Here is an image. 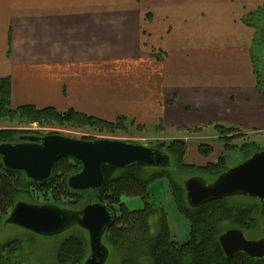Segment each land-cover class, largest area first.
Masks as SVG:
<instances>
[{"label": "crops", "instance_id": "crops-1", "mask_svg": "<svg viewBox=\"0 0 264 264\" xmlns=\"http://www.w3.org/2000/svg\"><path fill=\"white\" fill-rule=\"evenodd\" d=\"M237 1L244 2L216 3ZM147 2L0 0V78L12 80L13 106L75 109L107 121L124 116L135 129L161 137L212 123L264 133V94L243 58L251 56L255 27L242 21L230 28H189L175 32L179 47L174 40L162 47L144 28L141 9ZM197 2L207 15V3ZM224 30L225 39L214 38ZM237 30L250 37L244 34L241 41ZM159 51H165L162 62ZM232 54L242 58L239 65Z\"/></svg>", "mask_w": 264, "mask_h": 264}, {"label": "trees", "instance_id": "trees-1", "mask_svg": "<svg viewBox=\"0 0 264 264\" xmlns=\"http://www.w3.org/2000/svg\"><path fill=\"white\" fill-rule=\"evenodd\" d=\"M261 22L264 24L263 20ZM247 25L256 28L255 34L259 32L258 28L262 26L260 21ZM260 34L264 35V32L261 31ZM261 40L257 42L256 39L254 45L260 47L261 43L264 44V37H261ZM251 53V57L255 61L257 59L255 50ZM165 57V51L156 53V59L160 62ZM254 70L258 89L264 94V89L261 88L264 87V80L259 73V63L254 64ZM12 92V80L9 77L0 78V121H6L8 118H19L20 121L23 120L26 123L39 122L45 125H52L56 121L59 124L67 122L74 127L87 124L92 127H100V131H106V133L114 132L116 129H126L132 122L124 116H120L116 121H107L83 114L75 109L62 112L52 106L39 109L28 104L16 108L12 103ZM212 125L221 136L219 139L224 142H234L235 138H242L244 141L250 140L247 139L250 134H245L243 128L224 123L202 124L201 126L189 125L183 126L179 130L184 135L200 136L207 130L205 127ZM158 127H162V125ZM29 133L12 128L0 130V144L16 143L20 141V136ZM250 142L249 148L245 150L247 155L259 151L257 146H254L257 143ZM213 143L201 140L198 145ZM190 145H195V142L187 141L184 137L157 140L154 147L171 155L170 166L167 168L124 169L116 173L105 187L89 191H75L69 186L68 178L83 169L82 164L77 160L67 157L60 160L54 176L43 183L30 180L23 171L6 169L2 160L0 165V220L6 221L10 212L21 200L39 203L35 199L36 193L45 196L47 203L58 204L75 210L83 208L90 202H103L116 213L115 222L106 232L104 241L111 248L110 257L113 251L117 250L120 258V263L117 264H264V259L250 258L244 253L227 257L221 242H219V237L228 228H241L250 236L256 234L257 231H263L264 202L250 196H238L218 199L207 202L203 206L192 208L187 201L186 187H184L181 175L182 169L187 165L184 161L188 153L187 148ZM226 158V156L222 157L217 164L206 167L213 178L220 176L230 168V165L226 164ZM163 179L168 180L177 199L179 209L192 223L191 234L183 242L178 241L173 235L166 213H162L161 217L159 216L157 234H150L152 229L150 220L161 210L158 207L159 204L157 205L152 200L150 187ZM124 197H139L144 201L145 206L142 209L131 210L122 201ZM246 199L248 201H244ZM75 228L76 230L69 234L58 247L57 261L59 264H84L90 254L87 231L80 226ZM11 246H13L14 251L12 252L14 253L16 248L20 246V241L11 240L1 247V264H8L7 261H11L12 258L9 253H7L9 256L5 260L3 256L5 251L11 249ZM143 248L146 252L142 254ZM142 259H150V262L147 263V260L144 262Z\"/></svg>", "mask_w": 264, "mask_h": 264}, {"label": "water", "instance_id": "water-1", "mask_svg": "<svg viewBox=\"0 0 264 264\" xmlns=\"http://www.w3.org/2000/svg\"><path fill=\"white\" fill-rule=\"evenodd\" d=\"M18 142L0 144V156L6 169L23 171L35 182H47L65 157L77 160L82 170L71 175L69 186L89 191L105 187L118 172L171 164V155L160 148L124 140H85L59 133L42 136L24 135ZM186 198L193 207L227 197L247 196L264 202V150L232 167L208 183L204 177L191 176L185 181ZM116 213L103 202H90L78 210L51 203L18 202L6 222L41 236H57L75 227L88 233L90 254L84 264H107L111 248L105 234L113 226ZM227 257L244 253L264 259V236L250 238L241 228H228L219 237Z\"/></svg>", "mask_w": 264, "mask_h": 264}, {"label": "rangeland", "instance_id": "rangeland-1", "mask_svg": "<svg viewBox=\"0 0 264 264\" xmlns=\"http://www.w3.org/2000/svg\"><path fill=\"white\" fill-rule=\"evenodd\" d=\"M208 1L213 0H204L203 3H207ZM218 0L215 1V3H207L203 5L207 9V15H202L199 12L198 7L201 5L197 2V0H159L157 1L155 5H151V1L148 0L147 5L148 7H142V18H143V24L147 25L144 26L146 30V33L148 34L149 40L151 39L157 40L159 44L163 47H169L171 46L172 42L174 40V43L176 47H179L178 45H181L177 37L178 31H184L185 29L191 28H208V27H218L221 25L222 27H229L230 25H239L242 23V21L245 24H253L255 22L260 21V24L262 25L260 28H258L259 32L255 34L257 42L262 41L261 37H264V35L260 34L261 31L264 32V24L261 22L264 21V0H244V2H235L233 5L229 4H223L222 2L216 3ZM223 4L225 8H222L221 5ZM260 5V6H259ZM152 7V8H151ZM203 9V8H202ZM242 9H247L246 11H249L250 15L246 16L244 19L241 18L243 13L246 11ZM255 10L254 14L250 10ZM189 11V12H188ZM220 11H227L226 13H221ZM260 11V13H259ZM152 15V18H149L147 16ZM155 18V20H153ZM243 19V20H241ZM154 22L156 25H151V23ZM239 22V23H238ZM236 27V26H235ZM252 27V26H251ZM254 27V26H253ZM155 32H153V30ZM239 28V27H236ZM225 31V30H224ZM238 32L234 33L235 37H239L241 41L244 39V32L241 30H237ZM172 32V33H170ZM256 32V28H255ZM179 36H182L179 34ZM245 36L250 37L248 34ZM152 37V38H151ZM226 38V31L224 34H220V36H214V38ZM163 38H166L167 40H163ZM210 38V36L206 37V39ZM159 39V40H158ZM161 39V41H160ZM163 40V41H162ZM167 41L168 44L164 45V42ZM166 42V43H167ZM155 43V44H156ZM255 50L256 57L255 61L252 59V57H243L244 59H248L252 66L254 67V64L259 63V73L261 74V78L264 80V45L261 43L260 47L257 45L253 46V49H251V52ZM252 55V53H250ZM233 57V60L235 63L241 62L242 58L237 57L236 55L232 54L230 56ZM245 61V60H244ZM247 63H249L247 61ZM257 79V78H256ZM255 79V80H256ZM254 79H252L253 82ZM264 89V87H261ZM214 124V123H213ZM15 129L20 130L23 132H27L29 134H35V135H45V134H52V133H59L62 135H69L73 138L77 137L80 139H91V140H98L99 138L104 139H116V140H124L129 142H138L148 145L155 146L156 141L159 140H169L171 138H178V137H184L185 140H191L195 142V145H191L190 147L192 150H190L191 154L190 157H188V161H185V165L182 175L183 182L188 179L191 175L195 173V171H198L199 167L194 166L195 163L193 162V157L195 156V149L198 143L202 140L208 143H224L223 140L219 139L221 136L217 132L216 128L212 126L205 127L207 130L205 133H202L199 135H184L183 132H178L173 135H167V136H156V131H150L146 130L144 132L139 131L135 128V123L130 122L128 127L126 129H116L114 132L106 133V131H100V127H92L89 125L81 124L79 127H74L70 123L63 122V124H59L56 122H53V124H42L39 122H29L26 123L23 120L20 121L19 118H8L6 121H0V130L3 129ZM28 134V135H29ZM26 135V134H23ZM20 136V135H19ZM247 139H250L248 141H254L257 144H254V146H257V148L264 149V133L256 134H250ZM85 139V140H86ZM246 139V138H245ZM246 139V140H247ZM244 141V139L235 138L233 144L241 145V143ZM234 148V147H233ZM242 160V151H240L238 148L232 152L231 155H229L228 158H226V164L230 166H237V164ZM2 164V160H0V165ZM189 164V165H188ZM150 193L152 196V200L155 201L161 210L157 212L158 214H155L153 218L150 220L151 223V233L152 235H156L158 232V220L159 216L161 217L162 213H166L167 220L170 223V229L175 236V238L183 242L187 240L191 234V227L192 223L189 221V219L186 217V215L181 212L179 209V205L177 202V199L175 198L173 194L172 187H170L169 182L167 179L159 180L157 183L152 185L150 187ZM35 199L38 200L39 203H47L45 196L36 193ZM126 205L131 210L136 209H142L144 208L145 204L144 201L139 198H128L124 197L123 200ZM244 201H248L247 199ZM76 230V228H72L68 230L65 233L59 234L57 236H41L39 234H32L29 230L25 228H21L15 224H8L4 219L0 220V249L1 247L11 242V240H18L20 241V246H18L13 253V246H11V249L9 251H5L6 253L3 255L4 260L8 258L9 253L11 255V261H7L8 264H59V261H57V255H58V247L61 242H63L66 237H68L69 234L73 233ZM263 231L255 232L256 234H260ZM115 249L113 251L112 256L109 258L107 264H117L120 263V258L116 252ZM145 248L142 249V254L145 253ZM143 257V256H142ZM143 260V259H142ZM147 260V261H146ZM143 260L147 263L150 262V259ZM2 262L0 261V264Z\"/></svg>", "mask_w": 264, "mask_h": 264}, {"label": "flooded vegetation", "instance_id": "flooded-vegetation-1", "mask_svg": "<svg viewBox=\"0 0 264 264\" xmlns=\"http://www.w3.org/2000/svg\"><path fill=\"white\" fill-rule=\"evenodd\" d=\"M39 136V135H38ZM250 141H243L241 143V145L238 144H233L232 142H224V143H213V144H201V145H197L195 149V156L193 157V162L198 163L195 164L194 166L197 165V167H199L198 171H195V173L191 176H201L204 177L208 183L214 182V180L218 177H212L211 174H209L208 172V166L217 164L218 161L223 157H229V155L232 154V152H234V150H236L237 148L242 151V160L237 164H241L244 161L248 160V158L252 157L254 154L258 153L261 150H264L262 148H259V151L254 152L250 155L246 154V149L249 148L250 145ZM191 146V145H190ZM188 146L187 150L189 151L186 155V161H188V157H190V150H192V148ZM232 146V147H231ZM234 147V148H233ZM205 149V151H204ZM201 150V151H200ZM236 167V166H233ZM230 168H232V166H230ZM228 168V169H230ZM191 176L189 178H191ZM188 178V179H189ZM187 180V179H186ZM185 180V181H186ZM184 181V183H185ZM185 187V185H184ZM247 197V196H246ZM253 198V197H251ZM262 230L263 232L260 234H251V236L249 235V237L257 239V238H262L264 236V225H262ZM248 256V255H247ZM249 257V256H248Z\"/></svg>", "mask_w": 264, "mask_h": 264}]
</instances>
